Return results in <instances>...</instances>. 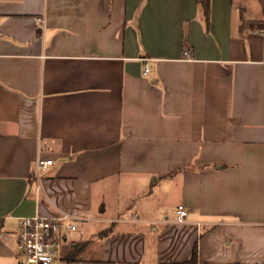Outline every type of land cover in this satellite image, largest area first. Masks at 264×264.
Here are the masks:
<instances>
[{
	"label": "crops",
	"instance_id": "0c3cea01",
	"mask_svg": "<svg viewBox=\"0 0 264 264\" xmlns=\"http://www.w3.org/2000/svg\"><path fill=\"white\" fill-rule=\"evenodd\" d=\"M62 213L53 264H264L259 0H0V264L20 218Z\"/></svg>",
	"mask_w": 264,
	"mask_h": 264
},
{
	"label": "built area",
	"instance_id": "2783aa9c",
	"mask_svg": "<svg viewBox=\"0 0 264 264\" xmlns=\"http://www.w3.org/2000/svg\"><path fill=\"white\" fill-rule=\"evenodd\" d=\"M37 29L45 28L43 17L35 18ZM188 56V51L184 52ZM149 71L145 63L144 74ZM52 164V160L36 158L35 173ZM187 215L186 209L178 205L175 209L174 221L183 222ZM76 217L60 214L55 217H42L40 215L20 218L17 240L18 247L23 255V264H53L61 255L65 243L64 230L74 231ZM72 221V222H71Z\"/></svg>",
	"mask_w": 264,
	"mask_h": 264
},
{
	"label": "rangeland",
	"instance_id": "374dc122",
	"mask_svg": "<svg viewBox=\"0 0 264 264\" xmlns=\"http://www.w3.org/2000/svg\"><path fill=\"white\" fill-rule=\"evenodd\" d=\"M257 1V0H256ZM252 5V4H251ZM161 184H156V188H155V194L152 197V201L150 202L151 205L157 206V207H164V210H168V208H170V206H174V204L176 203L177 200V194L174 191L168 192L161 189ZM126 196V194L124 195V197ZM133 196V195H132ZM115 199L113 197H107L105 200V206H106V212H105V216H116L115 214V209L113 208V205H115ZM133 212L132 209H127L125 210L123 213H120L119 216H131L130 214ZM163 215V213H162ZM160 215V216H162ZM123 227V226H122ZM121 228V226H120ZM71 238V237H70ZM96 253H94V251H89L87 253H83L82 256H87V257H94Z\"/></svg>",
	"mask_w": 264,
	"mask_h": 264
},
{
	"label": "trees",
	"instance_id": "16d2710c",
	"mask_svg": "<svg viewBox=\"0 0 264 264\" xmlns=\"http://www.w3.org/2000/svg\"><path fill=\"white\" fill-rule=\"evenodd\" d=\"M197 1L201 5V7H202V9L204 11V15L207 18L208 17V13H209V9H210V0H197ZM259 3L261 4V7H262L263 12H264V0H259ZM79 250H80V246L78 245L77 248L72 249L65 256V260L67 262L75 260ZM196 260H197V246L195 245L193 247V250L191 252V256H190L187 264H194L196 262Z\"/></svg>",
	"mask_w": 264,
	"mask_h": 264
}]
</instances>
